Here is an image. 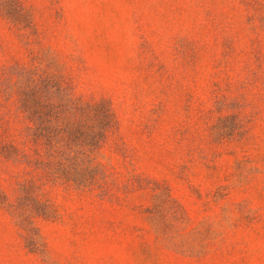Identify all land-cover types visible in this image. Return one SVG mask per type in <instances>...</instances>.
I'll use <instances>...</instances> for the list:
<instances>
[{
  "label": "rangeland",
  "instance_id": "obj_1",
  "mask_svg": "<svg viewBox=\"0 0 264 264\" xmlns=\"http://www.w3.org/2000/svg\"><path fill=\"white\" fill-rule=\"evenodd\" d=\"M0 11V192L29 169L13 69L56 59L117 118L107 177L49 183L30 232L0 200V264H264V0H22ZM9 88V89H10Z\"/></svg>",
  "mask_w": 264,
  "mask_h": 264
},
{
  "label": "trees",
  "instance_id": "obj_2",
  "mask_svg": "<svg viewBox=\"0 0 264 264\" xmlns=\"http://www.w3.org/2000/svg\"><path fill=\"white\" fill-rule=\"evenodd\" d=\"M0 11L15 23L33 21L22 0H0ZM13 72L17 79L6 90L18 92L19 107L27 120L24 142L32 146L28 150L14 142L1 145L4 157L27 167L29 175L19 181L15 198L0 192V200L30 232L29 243L36 248V217L55 216L49 199L41 197L44 187L49 183L101 184L107 172L99 151L117 118L108 100L78 96L56 59L17 66Z\"/></svg>",
  "mask_w": 264,
  "mask_h": 264
}]
</instances>
